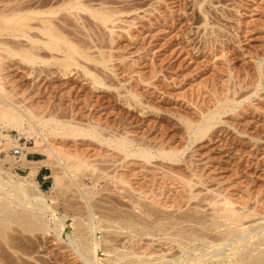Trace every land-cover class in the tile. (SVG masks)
<instances>
[{"label": "rangeland", "instance_id": "1", "mask_svg": "<svg viewBox=\"0 0 264 264\" xmlns=\"http://www.w3.org/2000/svg\"><path fill=\"white\" fill-rule=\"evenodd\" d=\"M119 1H123L116 4L119 8H124V5L125 8H135L136 6L142 8L138 12L141 17L138 18L137 25L129 32L121 30V28L116 29L119 34L115 35V42L110 41V34L107 31L103 30L99 33L95 25L93 26V23L90 22H88L89 25L87 24L88 29L86 28L89 31L86 32L91 34L94 39L88 34H80V30L81 32L83 30L80 29L82 26L79 24V27L78 23L76 24L73 20V23L70 20L69 27L73 33L71 34L73 39L80 38L84 43H87L86 45L89 43L88 46L95 45V41H97L100 45L102 44V50L113 54L110 65L114 67L116 76L110 75L111 71L103 69L104 67L101 68L100 75L104 83L107 82L114 88L111 90L96 89L91 84L88 75H84L82 68L79 67L73 66L70 76L63 78L59 74L60 72L50 75L51 72L46 71L39 75V72L35 73L37 72L35 70V75L30 74L33 69L27 66L22 67L16 62H6V65H3L2 72L7 73L4 74L5 78L10 79V83L9 79H5L7 80V82L5 81L6 86L11 90L16 85L14 92L16 90L17 92H15L14 97L16 98L14 99L22 101L25 106L39 105L40 109L37 108V111L40 110L38 112H41L40 114L45 117L56 114V117L64 121L72 120L71 122L81 123L80 125L86 130L91 129L90 126L92 127L93 123H99L98 131H102L101 141L90 135H84L85 137L81 135L77 138H67L62 135L49 136V143L59 146L58 148L73 151L85 160H90L92 165L82 170L86 171L80 172L78 178L79 180L87 179V182L94 181V178L100 181L99 184L97 183L98 186L100 185L96 186L97 190L102 186L100 190L104 192L99 196L96 194V188L92 189V193L95 192V198L91 200L94 202L93 204L95 201L98 203V205L97 203L94 205L95 207L99 206L95 210L97 216L104 218L110 210H115L116 207L118 210L132 208V204L130 205L123 198V190L119 191L117 189L119 186L117 187L111 178L112 182L110 183L108 176L112 177L115 173L120 172L125 173L126 175H124L135 187L144 185L147 188L153 187L158 194L163 192L160 197L163 203L169 204L168 202H170L169 205H174L175 209L181 207V210L176 214L186 210L189 212L195 201H191L190 204L186 195L181 194L184 191L181 183L177 179L175 181L170 175V171L173 170L192 177V179L195 178L196 182L201 180V185L198 184L196 189L203 190V194L206 192L209 194L208 189H213L215 192L222 191L229 198L238 202L237 206L244 203L248 208L255 209L256 215L249 218L246 224L251 226H249L250 231L257 229L264 224V0H206L202 4V8L204 7L208 11L207 19H209L210 25L207 27L204 25L205 16L195 0H167V4L163 5L164 7L161 9L162 17L165 13L171 15L169 17L171 21L166 26L152 25L153 22H149V18H153L155 22L154 13L147 12V10L152 9V5H157L156 0ZM144 14H147V18H142ZM134 16L135 13L127 14L123 15V18L131 21ZM174 22L176 25L171 26ZM119 23V25L127 27L126 23ZM215 29L222 32L223 43L215 41L209 44L206 42L208 38L206 33ZM98 43L96 45L99 46ZM259 58H263L261 71ZM55 67L57 68L54 66L52 69L57 70L58 68ZM11 83L13 86L10 85ZM258 85H260V91L257 96L253 95L251 100H246L237 106L236 113L229 111L223 115L225 123L217 124L204 140L189 146L180 162H169L160 158L153 159L151 163L136 158L125 159L124 154L106 142L110 138L127 135L130 139L135 140V144H145L146 147L151 145L150 147L155 150L161 147L182 150L189 145L187 142L190 138L183 118L199 120L202 111L207 112L215 105L214 92L223 95L228 87H232L237 88L239 96H245L251 95ZM129 89L139 94L137 100L141 99L145 102L144 106L146 105L147 109L144 112L141 110L143 108L136 107V102H138L136 99L132 98L129 101L130 104H134L133 106L126 101L125 95ZM24 91L27 93L24 94ZM5 133L12 135L22 145L27 141L26 135L17 130H6ZM253 137L260 138V141L255 140V142ZM2 157H4V153L0 152V166L10 167V164H5L1 160ZM28 157L30 159L49 158L40 152L29 153ZM28 165L17 164L12 171L27 176L31 166ZM92 169H95L96 172H93ZM41 170L43 171L38 173L36 178L43 188L49 189L53 185V176L51 175L53 170L50 168ZM99 173L102 180L99 178ZM92 174L94 178L92 179L91 176L90 179L88 176ZM103 176L105 177L103 178ZM105 185L108 187H106L107 189ZM163 185L165 189L161 191L160 187ZM75 190L65 191L64 194L61 192L49 194L56 197L55 205L61 213L70 212L71 215H75L81 211L80 207L83 209L79 191ZM150 194L153 196L149 192ZM173 195L176 201L173 198L170 199L169 196L173 197ZM106 202L111 205H107L110 210L107 206V209H103ZM210 208L209 206L205 209ZM75 209L79 210L76 212ZM71 210L73 211L71 212ZM74 212L75 214H73ZM208 212L210 211L208 210ZM73 221L74 219H69L70 223ZM101 223L105 225L104 229L106 223ZM152 226H149V229L155 228L154 233H158V228ZM103 229L102 233L108 236L107 230L106 234ZM160 232L158 235L164 239L162 237L159 239L158 236L157 239L165 241H161L164 245L160 241L158 242L162 245L158 243L159 246L155 245V241L154 247L158 246L156 248L158 250L159 248L163 250L164 246V249L168 251L171 249L169 255L179 251L178 246L173 248L171 242L172 246H169L170 243L166 241L169 236ZM134 237L140 239L138 235ZM121 239L117 243L120 244ZM150 239L153 240L152 237L146 236L145 240L148 242ZM43 241V246L47 243L43 249V251L45 250L44 255L52 256L47 258L42 255L45 260L52 258L53 262L58 259L59 262L62 261L63 256L61 255L45 254L46 249L50 252L54 246L47 239ZM122 242L123 245L125 242ZM261 243L264 242L261 241ZM0 245L2 244L0 243ZM125 245L128 247L129 244L125 243ZM141 245H144V240ZM148 245L149 243H145L143 249L146 250ZM118 246L119 249L124 247ZM254 248L262 250L264 244L261 246L251 245L246 254ZM4 256L6 254L1 259L3 262L5 259L4 263L1 262L2 264H16L10 260L7 262L8 259ZM105 258H109V255H106ZM17 264L19 263L17 262ZM225 264H235V261L232 263L231 259H227Z\"/></svg>", "mask_w": 264, "mask_h": 264}, {"label": "bare ground", "instance_id": "2", "mask_svg": "<svg viewBox=\"0 0 264 264\" xmlns=\"http://www.w3.org/2000/svg\"><path fill=\"white\" fill-rule=\"evenodd\" d=\"M195 1L200 5V10L205 16L204 25L207 27L210 25L209 19H207L208 11L204 7L202 8V4L206 0ZM120 2L123 1L0 0V152L4 153L1 160L5 164H10L8 168L0 166V243L2 244L0 245V264H2L1 259L5 254L4 257H7V262L10 260L16 264L17 262L19 264H61V262L66 264H225L227 259H231L232 263L235 261V264H247L246 262L249 264H264V249L254 248L246 254L251 245L258 244L261 246V244H264L261 243V241L264 242V224L253 231H250V225L246 224V221L255 216L257 211L248 208L244 203L237 206L238 202L229 198L222 191L215 192L213 189H208L211 194L207 192L203 194V190L196 189L201 180L196 182L195 178L192 179V177L190 178L181 172L172 170L170 175L175 181L177 179L181 183L184 190L181 194L186 195L188 202L191 204V201H195L189 212L186 210L187 212L176 214L181 210V207L175 209L174 205H169L170 202H168L169 204L167 202L163 203L160 198L163 192L162 195L158 194L153 187L147 188L144 185L135 187L130 179L125 176L126 174L120 172L121 174L115 173L114 176L108 177L110 183L113 179L115 185L119 186L117 188L119 191L123 190L122 192L125 194L122 193V196L130 205L132 204V208L130 207L131 209L128 210L119 208L121 210H118L116 207L115 210H110L107 206L109 204L106 202L105 207L103 205L102 207L103 209L108 208L110 212L104 218L97 216L95 210L99 206L95 207L97 201L93 204L94 202H91V200L95 198V192L92 193V189L96 188L97 190L96 186L100 181L95 179L93 174L88 177L91 179L92 176L94 181L87 182V179L81 178L82 180H79L78 178L80 172L84 173L86 171L83 172L82 170L92 165L89 162L90 160H85L73 151L61 149L58 148L59 146L49 143V136L62 135L67 138H77L81 135H90L92 138L101 141L102 131H98L99 123H90L92 124L91 129L86 130L80 125L81 123L75 122V124L71 122L72 120L64 121L56 117V114L45 117L40 114L41 112H38L40 110L37 111V108L40 109L39 105L25 106L22 101L14 99L16 98L14 97L15 92H17L16 89L14 92V86L16 85L13 86L11 83L10 85L13 86V89L9 86L11 90L6 86L5 81L7 82V80L5 79L9 78H5V73L2 72L4 70L3 65H6V62H16L22 67L27 66L33 69L30 74H34L35 70H37L35 73L39 72V75L46 71H50V75L60 72L59 74L63 78L70 76L73 66L79 67L82 68L84 75H88L91 84L96 89L111 90L114 88L107 82L104 83L100 75V70L103 67V69L111 71L110 75L116 74L113 70L114 67L110 65L113 54H108V52L102 50V44L100 45L97 41L95 42L100 47L96 44L88 46L89 43L86 45L87 43H84L80 38L73 39L71 37L73 33L69 30V27L70 20L75 21L79 27L80 25L83 27L80 28L83 29L82 32L80 30V34L83 33L82 35H84L88 34L87 24L89 25L88 22H90L93 23V26L95 25L99 33L103 30L107 31L110 34V41L115 42V35L119 34L116 29L121 28V30L129 32L131 28L137 25V20L141 17L138 12L142 7L125 8L124 5V8H119L117 3L120 4ZM156 2L157 5H152L153 8L147 10V12L154 13L155 16V22L153 18H149V22H153L152 25L166 26L171 21L169 18L171 15L165 13L162 17L163 11L161 9L164 7L163 5L167 4V0H156ZM133 13H135V16L131 21L123 18V15ZM143 17L147 18V14H144ZM119 22L126 23L127 27L119 25ZM173 25H176L175 22L171 26ZM210 31L206 33L208 37L206 42L209 44L215 41L223 43L222 32L218 29ZM88 35L91 36V34ZM93 49L95 50L93 51ZM262 59L259 58L260 71L262 70ZM52 66H57L58 69L55 67L57 70H54ZM8 81L10 83V79ZM259 91L260 85L255 88L251 95L247 94L248 96H239L237 88L232 87H228L223 95L214 92L215 105L207 112L202 111L199 120L183 118L190 138L187 142L189 145L187 144L188 146L182 150L172 147L169 149L161 147L155 150L150 147L151 145L146 147L145 144H135V140L130 139L126 134V136L110 138L106 142L124 154L125 159L136 158L151 163L153 159L160 158L177 163L182 160L189 146L204 140L217 124L225 123L223 115L229 111L236 113L237 106L246 100H251L253 95L257 96ZM26 93L24 91V94ZM125 96L128 103L132 98L139 99V94L130 89ZM137 101L136 107L143 108L141 110L144 112L147 109L146 105L144 106L145 102L141 99ZM130 105L133 106L134 104ZM6 130H17L26 135V143L24 145L18 143L12 135L5 133ZM252 139L260 141V138L257 137ZM32 152H40L49 158L30 159L28 156ZM17 164L31 165H28L30 167L27 176L12 171ZM58 167L60 170H58ZM42 168L53 170L51 174L53 185L49 189L43 188L36 178ZM95 169H92L93 172H96ZM101 177L99 173V178L101 179ZM74 189L79 191L83 203L81 200L79 201L83 204V209L80 207L81 211L77 214L74 212L75 215H71L70 212L65 214V211V213H61L55 205L57 203L54 201L56 197L49 194L52 192H61L62 194L65 191ZM160 189L164 191V185ZM147 190L153 196L149 195ZM97 191L96 194H99V196L100 193L104 192L103 190ZM169 197L176 201L174 195ZM66 202L68 203V199ZM209 206L211 207L208 209L210 212L205 209ZM75 210L77 212L79 209ZM103 213L105 212L103 211ZM70 218L74 219L71 223L69 222ZM101 222L106 223L104 233L107 230L108 236L102 233L105 225ZM152 225L156 226L159 232L161 231L160 233L169 236L167 239L165 238L168 243L173 244L172 246L170 243L169 246L173 248L178 246L179 251L177 250V252H172V255H169L171 247L168 248L170 251L164 249L165 246L163 250L156 249L165 241L161 239L163 241L161 242L159 240L162 236L158 235L159 232L154 233L155 228L149 229V226ZM137 235L140 236V239L134 237ZM146 236L148 238L152 237L153 240L150 239L147 242L145 240ZM157 236L159 239H157ZM118 238L127 239L126 241L123 240L127 245L129 244L128 247L124 246L125 243L122 242V239L123 245L121 242L120 244L117 243L120 240ZM44 239L45 241L46 239L49 240L51 245L54 246V249L50 252L46 249L45 254L61 255L63 256L62 261L59 262L58 259V261L55 260V263L53 262L54 259L52 261V258L47 259L51 255L47 257L43 253L45 251H43L44 246L47 244L43 246ZM143 240L144 245L142 246ZM145 243H149L146 250L143 249ZM153 243L159 245L154 247ZM117 244L121 247L124 246L123 249H119ZM42 255L47 257L46 260ZM106 255H109V258H105Z\"/></svg>", "mask_w": 264, "mask_h": 264}, {"label": "crops", "instance_id": "3", "mask_svg": "<svg viewBox=\"0 0 264 264\" xmlns=\"http://www.w3.org/2000/svg\"><path fill=\"white\" fill-rule=\"evenodd\" d=\"M43 170H41L40 172H39V174L42 172Z\"/></svg>", "mask_w": 264, "mask_h": 264}]
</instances>
